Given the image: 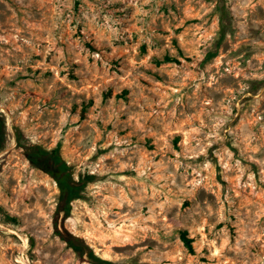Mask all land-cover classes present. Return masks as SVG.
<instances>
[{
  "label": "rangeland",
  "instance_id": "obj_1",
  "mask_svg": "<svg viewBox=\"0 0 264 264\" xmlns=\"http://www.w3.org/2000/svg\"><path fill=\"white\" fill-rule=\"evenodd\" d=\"M0 118V264H93L19 142L113 264H264V0H0Z\"/></svg>",
  "mask_w": 264,
  "mask_h": 264
},
{
  "label": "trees",
  "instance_id": "obj_2",
  "mask_svg": "<svg viewBox=\"0 0 264 264\" xmlns=\"http://www.w3.org/2000/svg\"><path fill=\"white\" fill-rule=\"evenodd\" d=\"M166 60L173 61L175 59L168 56ZM4 123L5 120L0 118V135H3L5 131ZM17 146L23 148V153L31 163L50 174L59 185V204L53 216L54 234L66 241L67 245L72 247L82 259L88 258L93 264H113L112 260L97 254L84 237L72 232L64 223L72 212V202L81 197L84 184L82 185L75 179L73 168L61 154L60 148L47 149L39 144H22V142H19ZM4 148L5 144L2 143L0 150ZM182 238L188 247H193L192 239L187 236L185 231L182 233Z\"/></svg>",
  "mask_w": 264,
  "mask_h": 264
},
{
  "label": "bare ground",
  "instance_id": "obj_3",
  "mask_svg": "<svg viewBox=\"0 0 264 264\" xmlns=\"http://www.w3.org/2000/svg\"><path fill=\"white\" fill-rule=\"evenodd\" d=\"M23 238H24V240L28 243L29 242V236L27 235V234H24L23 235ZM26 262V264H28V262L27 261H25Z\"/></svg>",
  "mask_w": 264,
  "mask_h": 264
}]
</instances>
